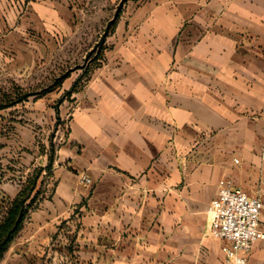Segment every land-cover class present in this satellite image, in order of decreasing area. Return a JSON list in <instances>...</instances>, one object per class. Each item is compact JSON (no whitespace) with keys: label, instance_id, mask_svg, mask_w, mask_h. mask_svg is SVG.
<instances>
[{"label":"crops","instance_id":"0c3cea01","mask_svg":"<svg viewBox=\"0 0 264 264\" xmlns=\"http://www.w3.org/2000/svg\"><path fill=\"white\" fill-rule=\"evenodd\" d=\"M106 37L48 194L0 264L58 249L71 264H223L207 213L221 178L260 196L264 231V0H146ZM247 264H264V239Z\"/></svg>","mask_w":264,"mask_h":264},{"label":"rangeland","instance_id":"374dc122","mask_svg":"<svg viewBox=\"0 0 264 264\" xmlns=\"http://www.w3.org/2000/svg\"><path fill=\"white\" fill-rule=\"evenodd\" d=\"M146 0H0V192L13 198L41 169L38 200L52 179L53 157L66 133L73 95L112 44L103 36L114 14ZM57 250L33 264H71Z\"/></svg>","mask_w":264,"mask_h":264},{"label":"built area","instance_id":"2783aa9c","mask_svg":"<svg viewBox=\"0 0 264 264\" xmlns=\"http://www.w3.org/2000/svg\"><path fill=\"white\" fill-rule=\"evenodd\" d=\"M81 181L89 183L90 179L82 176ZM261 209L258 194H249L235 187L230 178L218 181L207 213L210 235L227 243L223 264H247V254L253 242L264 239V231L260 228Z\"/></svg>","mask_w":264,"mask_h":264},{"label":"trees","instance_id":"16d2710c","mask_svg":"<svg viewBox=\"0 0 264 264\" xmlns=\"http://www.w3.org/2000/svg\"><path fill=\"white\" fill-rule=\"evenodd\" d=\"M117 17L118 13L114 14L113 18L109 21L108 27L110 29L115 24ZM17 101L20 100L1 103L0 109L11 106ZM53 152L52 150L47 158L45 166L47 169H50L52 166L54 159ZM40 173L41 169L34 170L33 174L26 178L21 189L13 198H5L0 192V259L15 237L23 221L38 202L37 196L40 194V188L37 186V183Z\"/></svg>","mask_w":264,"mask_h":264}]
</instances>
